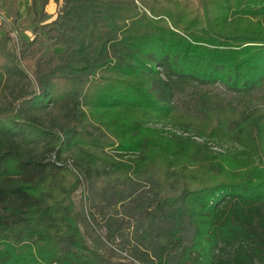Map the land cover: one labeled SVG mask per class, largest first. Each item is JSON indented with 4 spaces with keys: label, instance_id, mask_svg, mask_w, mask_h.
Wrapping results in <instances>:
<instances>
[{
    "label": "trees",
    "instance_id": "16d2710c",
    "mask_svg": "<svg viewBox=\"0 0 264 264\" xmlns=\"http://www.w3.org/2000/svg\"><path fill=\"white\" fill-rule=\"evenodd\" d=\"M31 1L61 8L0 32V264H122L80 207L140 182L137 264H264V0Z\"/></svg>",
    "mask_w": 264,
    "mask_h": 264
},
{
    "label": "rangeland",
    "instance_id": "374dc122",
    "mask_svg": "<svg viewBox=\"0 0 264 264\" xmlns=\"http://www.w3.org/2000/svg\"><path fill=\"white\" fill-rule=\"evenodd\" d=\"M31 0H0V32L2 34L10 33L14 39V46L9 45L11 51L19 49L22 41L32 39L36 35L37 28H43L45 25L55 21L59 15L60 8L54 2L44 10L46 15L41 16V6L38 14L30 13ZM45 30V29H43ZM40 30V31H43ZM57 52L64 51L62 48H55ZM51 52L47 50V54ZM51 56V55H48ZM32 78V72H29ZM203 91L212 94H219L225 100L238 101L231 93L226 91L222 85L214 87H200ZM195 88H190L188 93L178 97V103L182 108L190 107L193 102V92ZM257 96H260L257 93ZM166 130L171 131L169 128ZM114 153V151H111ZM135 191L121 188L117 195L111 196L108 193L98 194L94 189L87 191V199L80 207V217L84 219L85 232L98 243L101 237L107 235L112 226L125 224L115 238L108 242V248L113 250L115 259L122 264H137L135 262L136 254L143 252L150 247L155 240L149 229L152 224L149 220H142L136 205L148 206L152 201L151 186L148 183L140 182ZM127 195V197H124ZM85 196V197H86ZM93 215V217H92ZM15 230L11 233L14 236ZM192 230L189 228L186 232V244L191 241ZM160 244H165V240L159 239ZM109 253V252H108Z\"/></svg>",
    "mask_w": 264,
    "mask_h": 264
}]
</instances>
